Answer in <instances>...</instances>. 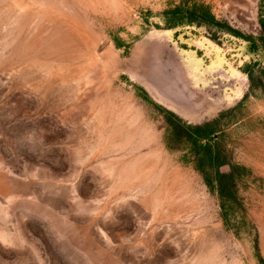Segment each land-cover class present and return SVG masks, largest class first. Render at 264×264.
<instances>
[{
  "label": "rangeland",
  "instance_id": "obj_1",
  "mask_svg": "<svg viewBox=\"0 0 264 264\" xmlns=\"http://www.w3.org/2000/svg\"><path fill=\"white\" fill-rule=\"evenodd\" d=\"M0 264H264V0H0Z\"/></svg>",
  "mask_w": 264,
  "mask_h": 264
}]
</instances>
